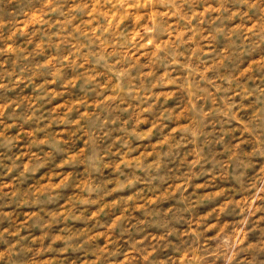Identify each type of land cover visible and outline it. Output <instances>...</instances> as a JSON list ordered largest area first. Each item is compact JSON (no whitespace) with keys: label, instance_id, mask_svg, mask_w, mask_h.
I'll return each instance as SVG.
<instances>
[{"label":"rangeland","instance_id":"obj_1","mask_svg":"<svg viewBox=\"0 0 264 264\" xmlns=\"http://www.w3.org/2000/svg\"><path fill=\"white\" fill-rule=\"evenodd\" d=\"M0 264H264V0H0Z\"/></svg>","mask_w":264,"mask_h":264}]
</instances>
